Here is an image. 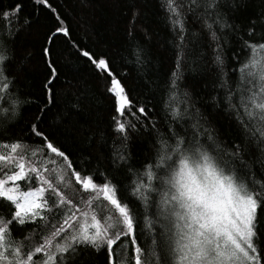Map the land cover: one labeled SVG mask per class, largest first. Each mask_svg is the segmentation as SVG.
I'll return each instance as SVG.
<instances>
[{
    "label": "snow or ice",
    "instance_id": "1",
    "mask_svg": "<svg viewBox=\"0 0 264 264\" xmlns=\"http://www.w3.org/2000/svg\"><path fill=\"white\" fill-rule=\"evenodd\" d=\"M33 2L56 22L42 41V105L20 99L31 53L21 57L18 41L32 19L21 15V2L0 8V130L15 126L21 105L35 103L29 136L40 141L0 143V200L10 207L9 216L0 215V264H81L88 250H103L106 264H264V11L238 22L246 0H157L176 70L149 107L129 95L127 73L115 72L107 54L71 41L50 0ZM58 35L69 38L114 102L107 129L74 128L73 135L87 134L78 153L67 150L60 125L41 127L62 75L53 47ZM128 36L136 63L146 64L132 27ZM205 60L216 79L207 107L238 133L228 143L214 135L180 71ZM75 87L65 79L59 90ZM79 99L71 105L76 112ZM141 141L150 142L144 161Z\"/></svg>",
    "mask_w": 264,
    "mask_h": 264
},
{
    "label": "trees",
    "instance_id": "2",
    "mask_svg": "<svg viewBox=\"0 0 264 264\" xmlns=\"http://www.w3.org/2000/svg\"><path fill=\"white\" fill-rule=\"evenodd\" d=\"M16 2L24 5L21 15H27L32 19L31 26L21 33L18 41L21 57H27L28 53H31L21 76L20 90L23 94L20 99L39 101L42 105L43 81L46 75L41 51L42 41L56 22L47 8L35 4L33 0H0V8L9 7ZM50 3L61 14L70 29L71 41L83 48L91 49L94 53L107 54L114 63L115 72L127 73L124 79L129 95L141 103L148 104L149 107L154 106L155 98L158 96V85L176 70V53L170 43L172 36L158 15L157 0H50ZM136 10H139L140 15L133 23L132 15ZM261 11H264V0H246V7L238 13V22L255 17ZM2 23L0 21V24ZM130 27L135 31V39L144 44L148 61L146 64L136 63L133 45L128 36ZM141 30L146 31L151 39L144 41ZM53 47L55 59L62 65V75L57 82L58 90L54 102L48 105L50 111L41 127L47 131L50 126L60 125L58 134L67 150L70 153H78L85 147L87 134L76 132L73 135L74 128H89L92 132L107 129L114 114V102L105 94L103 81L97 78L92 66L86 59L77 55L69 38L58 35ZM205 52L211 55L210 49L205 48ZM205 64L208 66L205 67ZM180 71L185 83L190 86L194 102L210 122L208 126L214 129V135L218 140L228 143L235 139L238 133L234 123L224 114H218L207 107L208 94L216 83L215 72L210 62L205 60L199 65L185 63ZM65 79L72 81L76 87L70 90L64 88L61 92L59 88ZM230 79L235 77L230 76ZM77 97L80 98L79 112L71 108ZM149 101L152 103L149 104ZM37 111L35 103L21 105L15 126L7 131L0 130V143L23 138L28 145L38 146L40 141L29 136L28 128ZM149 147L150 142H139V160L144 161L149 155ZM91 151L93 155H99L102 159L106 156L99 148H93ZM103 162L106 164V159ZM97 182L102 183L99 179ZM21 184L24 187L23 182ZM9 214L10 207L7 202L0 200V215L7 217ZM27 231H31V228ZM22 235L23 233H20L17 238H21ZM81 264H106V255L103 250L99 253L88 250L83 255Z\"/></svg>",
    "mask_w": 264,
    "mask_h": 264
}]
</instances>
